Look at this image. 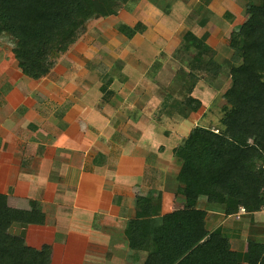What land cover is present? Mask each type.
I'll use <instances>...</instances> for the list:
<instances>
[{
    "label": "rangeland",
    "instance_id": "obj_1",
    "mask_svg": "<svg viewBox=\"0 0 264 264\" xmlns=\"http://www.w3.org/2000/svg\"><path fill=\"white\" fill-rule=\"evenodd\" d=\"M245 1L129 0L114 14L87 21L77 39L52 57L53 65L39 79L21 73L12 53L14 39L1 34L0 202L20 210L34 207L37 201L29 203L32 186L37 185L32 179L44 182L47 167L35 156L52 157L53 148L46 147L51 138L61 136L64 148L78 146L77 151L85 154L86 170L91 158L102 162L104 149L111 168L116 163L111 157L120 147L129 152L137 143V150L150 157L144 160L148 163L159 153L161 165L169 166L170 186L165 189L170 196L177 195L178 163L172 149L194 126L217 131L220 125L226 104L222 94L231 84L229 42L247 18ZM122 26L135 28V33H126ZM186 31L205 39L218 71L190 73L195 49L183 47ZM188 96L200 101L195 110L185 103ZM32 170L35 173L28 174ZM195 206L208 211V227L221 229L239 261H247L248 239L264 241L263 212L236 219L214 209L205 197H199ZM55 221L50 216L43 226L15 224L13 231L38 248L57 233L62 236ZM73 257L70 254V260ZM58 261L61 256L54 255L51 264Z\"/></svg>",
    "mask_w": 264,
    "mask_h": 264
},
{
    "label": "trees",
    "instance_id": "obj_2",
    "mask_svg": "<svg viewBox=\"0 0 264 264\" xmlns=\"http://www.w3.org/2000/svg\"><path fill=\"white\" fill-rule=\"evenodd\" d=\"M128 1L0 0V35L14 39L12 53L21 73L39 79L53 65L52 57L77 39L87 21L114 14ZM244 6L247 18L229 42L231 84L222 94L226 104L217 131L196 125L172 149L179 167L176 192L185 206L160 214V193L135 196L134 214L123 232L129 249L146 253L142 264H264L263 240L248 239L247 261L241 262L221 229L208 227L207 210L195 206L199 197H205L226 216L243 210L236 218L240 219L264 203V0H246ZM121 29L135 33L130 26ZM182 39L185 50L195 49L190 73L218 71L214 51L204 38L186 31ZM185 103L192 110L200 105L192 96ZM44 221L38 203L20 210L0 202V264H51L50 243L36 248L13 231L15 224L25 227Z\"/></svg>",
    "mask_w": 264,
    "mask_h": 264
},
{
    "label": "crops",
    "instance_id": "obj_3",
    "mask_svg": "<svg viewBox=\"0 0 264 264\" xmlns=\"http://www.w3.org/2000/svg\"><path fill=\"white\" fill-rule=\"evenodd\" d=\"M64 141L62 136L49 140L46 149L53 148L52 157L35 156L47 165L46 178L42 183L32 179L37 185L32 186L31 196L34 197L29 199V203L35 200L40 205L46 222L48 217H55L56 227L59 226V233H63L61 237L57 233L52 241L46 242L51 244L52 257L61 256L58 264H142L146 253L129 249L123 230L134 214L136 195L160 193V214L185 206L183 198L178 194L173 198L165 189L170 186L167 182L169 166L161 165L157 158L159 153L151 162L144 161L150 157L145 158L135 143L129 152L120 147L119 154L110 156L116 162L114 167L108 165L104 149L100 155L102 162L98 157L91 158L86 170L85 154L77 151L78 146L64 148ZM31 173L35 171L28 174ZM105 183L111 186L107 188ZM207 216L208 211L206 219ZM70 254L74 256L72 260Z\"/></svg>",
    "mask_w": 264,
    "mask_h": 264
},
{
    "label": "built area",
    "instance_id": "obj_4",
    "mask_svg": "<svg viewBox=\"0 0 264 264\" xmlns=\"http://www.w3.org/2000/svg\"><path fill=\"white\" fill-rule=\"evenodd\" d=\"M262 167H263V169H264V164H262ZM263 199H264V188H263ZM257 212H263V214H264V203H263V205L261 206L260 210L257 211ZM241 213H244V211L241 210L240 212H238V213H236V214H233V216H234L235 218H238L239 214H241ZM263 222H264V221H263ZM263 225H264V223H263Z\"/></svg>",
    "mask_w": 264,
    "mask_h": 264
}]
</instances>
